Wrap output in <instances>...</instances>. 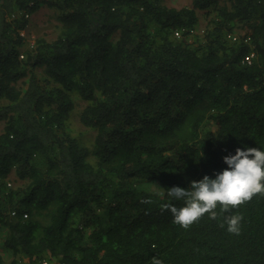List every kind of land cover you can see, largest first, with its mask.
<instances>
[{
    "label": "trees",
    "instance_id": "obj_1",
    "mask_svg": "<svg viewBox=\"0 0 264 264\" xmlns=\"http://www.w3.org/2000/svg\"><path fill=\"white\" fill-rule=\"evenodd\" d=\"M171 3L0 0V235L12 264H264V197L188 230L161 210L184 206L167 191L214 179L237 148L264 151V0ZM43 6L57 35L27 48L26 15ZM75 97L90 145L70 127ZM234 214L239 236L225 223Z\"/></svg>",
    "mask_w": 264,
    "mask_h": 264
},
{
    "label": "clouds",
    "instance_id": "obj_2",
    "mask_svg": "<svg viewBox=\"0 0 264 264\" xmlns=\"http://www.w3.org/2000/svg\"><path fill=\"white\" fill-rule=\"evenodd\" d=\"M224 163L228 167L216 174L214 179L205 176L198 182L193 181L190 190L172 187L167 191L169 197L183 201L184 205H161L162 211L171 212L173 223L188 230L206 215L209 219L216 220L217 209L220 213L238 211L253 199L264 197V151L258 148H237L235 155L224 157ZM243 219L238 214L227 216L225 223L228 233L239 236ZM50 263L55 264L54 261ZM152 264H162V261L153 258Z\"/></svg>",
    "mask_w": 264,
    "mask_h": 264
},
{
    "label": "rangeland",
    "instance_id": "obj_3",
    "mask_svg": "<svg viewBox=\"0 0 264 264\" xmlns=\"http://www.w3.org/2000/svg\"><path fill=\"white\" fill-rule=\"evenodd\" d=\"M167 2L170 1L172 5H189L191 0H166ZM26 18L29 19V26L26 30H22L26 38V47L32 48L36 38L39 35L45 36L48 40L54 39L57 35L59 23L56 18V12L53 9H50L47 6L41 7V9L32 16H27ZM205 20L204 17H201V23ZM204 24V23H203ZM25 50V49H24ZM86 106V102L81 100L79 97H75V110L73 116L71 118V130L73 134L77 137H80L86 145H90L92 139L95 136V132L91 130H86L83 125L79 121V114ZM2 124H0V131L2 128ZM13 183V182H11ZM14 185V183H13ZM3 238L4 234L1 233L0 235V256L4 259V264H12L13 256L10 252H8L3 245ZM47 260H49L47 258ZM52 261V260H50Z\"/></svg>",
    "mask_w": 264,
    "mask_h": 264
},
{
    "label": "built area",
    "instance_id": "obj_4",
    "mask_svg": "<svg viewBox=\"0 0 264 264\" xmlns=\"http://www.w3.org/2000/svg\"><path fill=\"white\" fill-rule=\"evenodd\" d=\"M22 36H25L23 33H21ZM181 33L180 32H176V36H180ZM228 38L231 39L232 41H238V36L237 35H233V34H230L228 35ZM23 57V56H21ZM254 57V54H249L248 56L245 57L244 59V62H248L250 63L252 61V58ZM9 186H11L12 184L11 183H8ZM41 264H51L49 260H43L41 262Z\"/></svg>",
    "mask_w": 264,
    "mask_h": 264
}]
</instances>
